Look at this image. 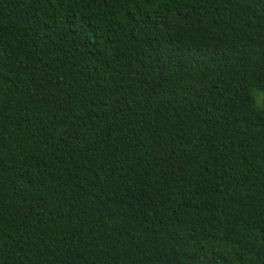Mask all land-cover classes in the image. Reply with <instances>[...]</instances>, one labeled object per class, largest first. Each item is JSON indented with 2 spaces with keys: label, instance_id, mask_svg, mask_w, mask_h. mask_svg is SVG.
Listing matches in <instances>:
<instances>
[{
  "label": "trees",
  "instance_id": "trees-1",
  "mask_svg": "<svg viewBox=\"0 0 264 264\" xmlns=\"http://www.w3.org/2000/svg\"><path fill=\"white\" fill-rule=\"evenodd\" d=\"M0 264H264V0H0Z\"/></svg>",
  "mask_w": 264,
  "mask_h": 264
}]
</instances>
